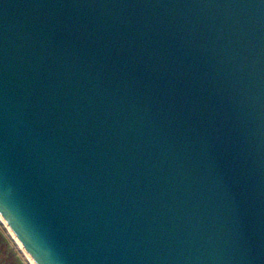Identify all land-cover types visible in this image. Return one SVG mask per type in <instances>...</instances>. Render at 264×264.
Here are the masks:
<instances>
[{"label":"water","instance_id":"obj_1","mask_svg":"<svg viewBox=\"0 0 264 264\" xmlns=\"http://www.w3.org/2000/svg\"><path fill=\"white\" fill-rule=\"evenodd\" d=\"M0 217L35 264H264V0H0Z\"/></svg>","mask_w":264,"mask_h":264},{"label":"rangeland","instance_id":"obj_2","mask_svg":"<svg viewBox=\"0 0 264 264\" xmlns=\"http://www.w3.org/2000/svg\"><path fill=\"white\" fill-rule=\"evenodd\" d=\"M0 264H29L2 223H0Z\"/></svg>","mask_w":264,"mask_h":264},{"label":"bare ground","instance_id":"obj_3","mask_svg":"<svg viewBox=\"0 0 264 264\" xmlns=\"http://www.w3.org/2000/svg\"><path fill=\"white\" fill-rule=\"evenodd\" d=\"M0 223H2V225L5 227L6 231L11 236L12 240L15 242V244L20 249V251L22 252V254L25 256V258L28 261V263L29 264H35V262L29 256V254L27 253V251L25 250V248L22 246V244L19 242V240L17 239V237L15 236V234L13 233V231L7 226V224L2 220L1 217H0Z\"/></svg>","mask_w":264,"mask_h":264}]
</instances>
